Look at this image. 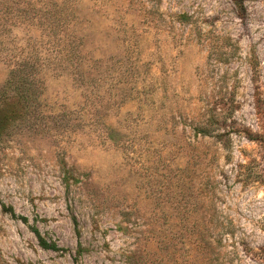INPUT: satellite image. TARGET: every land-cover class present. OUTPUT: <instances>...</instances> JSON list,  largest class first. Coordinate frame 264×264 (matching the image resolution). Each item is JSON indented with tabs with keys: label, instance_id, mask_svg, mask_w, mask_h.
<instances>
[{
	"label": "rangeland",
	"instance_id": "1",
	"mask_svg": "<svg viewBox=\"0 0 264 264\" xmlns=\"http://www.w3.org/2000/svg\"><path fill=\"white\" fill-rule=\"evenodd\" d=\"M74 6L79 64L0 37L43 49L47 115L0 141V264H264V0Z\"/></svg>",
	"mask_w": 264,
	"mask_h": 264
},
{
	"label": "trees",
	"instance_id": "2",
	"mask_svg": "<svg viewBox=\"0 0 264 264\" xmlns=\"http://www.w3.org/2000/svg\"><path fill=\"white\" fill-rule=\"evenodd\" d=\"M78 18L74 0H0V37L19 24H38L48 41H53L51 51L55 52L54 58L60 57L62 62L73 64L76 61L79 64L83 58V36L76 34ZM2 43L4 41L0 40L1 50L5 53L3 58L8 61L10 71L5 81L0 84V141L18 130L36 129L47 116L43 112L45 103L42 100L45 80L41 72L46 62L43 49L32 44L29 50L10 52V47L3 46ZM74 65V68H79V65ZM92 78L95 79L94 76ZM71 113L72 111L56 114L53 119L58 121L61 120L60 117H68ZM216 116H209L208 124L199 128L201 133L220 138L219 133H212L219 125ZM3 207L14 217L28 220L26 216H18L12 206ZM33 231L42 248L62 250L56 240L46 238L38 228L33 227Z\"/></svg>",
	"mask_w": 264,
	"mask_h": 264
}]
</instances>
